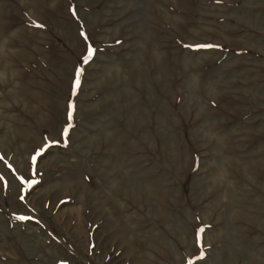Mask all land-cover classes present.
Listing matches in <instances>:
<instances>
[{
	"label": "rangeland",
	"instance_id": "374dc122",
	"mask_svg": "<svg viewBox=\"0 0 264 264\" xmlns=\"http://www.w3.org/2000/svg\"><path fill=\"white\" fill-rule=\"evenodd\" d=\"M0 264H264V0H0Z\"/></svg>",
	"mask_w": 264,
	"mask_h": 264
},
{
	"label": "crops",
	"instance_id": "0c3cea01",
	"mask_svg": "<svg viewBox=\"0 0 264 264\" xmlns=\"http://www.w3.org/2000/svg\"><path fill=\"white\" fill-rule=\"evenodd\" d=\"M232 50H234L233 52H235V49H232ZM233 55V54H232ZM241 55V54H240ZM233 56H236V54L235 55H233ZM197 238V237H196ZM195 238V241H198V238L196 239Z\"/></svg>",
	"mask_w": 264,
	"mask_h": 264
},
{
	"label": "snow or ice",
	"instance_id": "6c2138e0",
	"mask_svg": "<svg viewBox=\"0 0 264 264\" xmlns=\"http://www.w3.org/2000/svg\"><path fill=\"white\" fill-rule=\"evenodd\" d=\"M89 54H91V50H89Z\"/></svg>",
	"mask_w": 264,
	"mask_h": 264
},
{
	"label": "bare ground",
	"instance_id": "6f19581e",
	"mask_svg": "<svg viewBox=\"0 0 264 264\" xmlns=\"http://www.w3.org/2000/svg\"><path fill=\"white\" fill-rule=\"evenodd\" d=\"M10 63V62H9Z\"/></svg>",
	"mask_w": 264,
	"mask_h": 264
}]
</instances>
